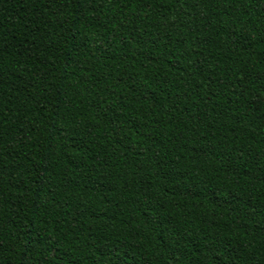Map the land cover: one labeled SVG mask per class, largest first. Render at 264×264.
I'll return each mask as SVG.
<instances>
[{
	"label": "trees",
	"instance_id": "obj_1",
	"mask_svg": "<svg viewBox=\"0 0 264 264\" xmlns=\"http://www.w3.org/2000/svg\"><path fill=\"white\" fill-rule=\"evenodd\" d=\"M0 264H264V0H0Z\"/></svg>",
	"mask_w": 264,
	"mask_h": 264
}]
</instances>
